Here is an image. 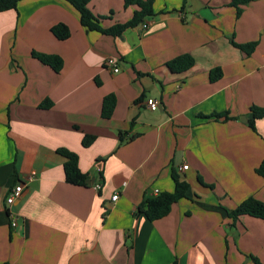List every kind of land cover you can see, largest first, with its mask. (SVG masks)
Here are the masks:
<instances>
[{
    "label": "crops",
    "instance_id": "obj_1",
    "mask_svg": "<svg viewBox=\"0 0 264 264\" xmlns=\"http://www.w3.org/2000/svg\"><path fill=\"white\" fill-rule=\"evenodd\" d=\"M181 2L154 0L146 27L116 38L86 32L63 0H22L0 13V264H264V222H232L221 208L248 197L264 203L254 172L264 159V117L248 127L250 107L264 108V0L241 6L237 18L228 0ZM88 9L110 16L100 23L109 28L135 7L91 0ZM57 24L68 39L51 34ZM231 39L255 47L247 55ZM31 51L58 55L61 71ZM180 55L193 66L173 73L166 63ZM108 57L118 73L104 66ZM212 69L221 73L214 82ZM110 94L116 103L105 120ZM149 98L157 110H148ZM46 100L51 107L38 108ZM222 113L232 119L207 118ZM84 135L95 137L86 148ZM61 148L77 155L83 185L65 181ZM172 168L186 196L150 222L137 207L154 189L173 191Z\"/></svg>",
    "mask_w": 264,
    "mask_h": 264
},
{
    "label": "trees",
    "instance_id": "obj_2",
    "mask_svg": "<svg viewBox=\"0 0 264 264\" xmlns=\"http://www.w3.org/2000/svg\"><path fill=\"white\" fill-rule=\"evenodd\" d=\"M22 0H0V13L16 10L18 3ZM71 8H73L78 14L79 23L86 32H97L102 35L112 36L114 38L120 37L123 32L128 29H133L138 25H143L146 20L152 18L155 13L153 11L154 0H122L123 8L135 7L131 18L125 23H116L109 28H102L100 23L102 20L109 18L110 16H95L88 9V3L91 0H63ZM188 0H182L183 8ZM253 0H228L227 6L235 9L236 18L241 13V6H245ZM51 34L59 41H64L69 38V29L63 24H57L51 27ZM232 46L245 52L247 55L255 47V43L248 44H236L233 40H230ZM31 57L39 61L41 64L48 66L55 73L61 71L63 67V61L58 55L44 54L36 51H31ZM194 60L189 55L177 56L166 63L167 68L173 73H180L188 70L193 66ZM221 77L219 69H212L209 71V81L214 82ZM116 99L115 96L110 94L103 97L101 102L100 117L102 119H109L112 116L115 108ZM51 107L49 101H43L39 104L38 108L48 109ZM213 117L214 119L222 118L224 120L232 119L227 113L211 115L207 118ZM264 117V108L250 107L248 127L254 131V121L256 119ZM119 140L123 141V133L119 132ZM95 140L94 136L84 135L81 139V145L86 148L90 146ZM57 153L64 159L63 172L65 181L72 185H83L86 180V175L83 174L78 167L77 155L67 149H58ZM255 174L264 180V159L255 168ZM171 178L174 182V189L172 192H159L157 195L146 198L138 207L137 212L143 214L145 218L150 221L159 220L169 214L171 206L177 201L184 199L188 189L187 182L182 179L174 168L171 170ZM199 184L212 189V185H205L200 177L197 178ZM223 211L232 222L236 221L240 216H250L258 218L264 222V203L255 199L254 197H248L243 200L239 205L233 209L222 207ZM254 260V259H253ZM257 263L256 260H254Z\"/></svg>",
    "mask_w": 264,
    "mask_h": 264
},
{
    "label": "built area",
    "instance_id": "obj_3",
    "mask_svg": "<svg viewBox=\"0 0 264 264\" xmlns=\"http://www.w3.org/2000/svg\"><path fill=\"white\" fill-rule=\"evenodd\" d=\"M143 28L146 27L145 24H143L142 26ZM104 66L108 69H110L113 73H118L119 72V68H118V61L115 57H108L104 60ZM145 105L147 106L148 110L150 111H155L157 110L158 108V103L154 100V99H146L145 100ZM188 166L186 164H183L179 170L180 171H185L187 170ZM100 186L101 184L100 183H97L95 185H93V189L95 191H98L100 189ZM21 188H22V185H17L15 187H13L8 195H7V198L5 200V205H6V209H8L14 202L15 198L17 196L20 195V192H21ZM153 195H157L159 193L158 190L154 189L152 191ZM117 198V194H114L112 197H111V200H116ZM16 226V222L14 220L11 221V227H15Z\"/></svg>",
    "mask_w": 264,
    "mask_h": 264
}]
</instances>
